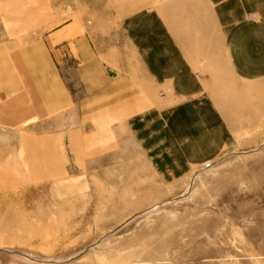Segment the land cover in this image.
<instances>
[{"label":"crops","instance_id":"1","mask_svg":"<svg viewBox=\"0 0 264 264\" xmlns=\"http://www.w3.org/2000/svg\"><path fill=\"white\" fill-rule=\"evenodd\" d=\"M0 28V191L66 178L111 129L143 144L148 115L187 97L205 95L221 153L218 91L264 104V0H0Z\"/></svg>","mask_w":264,"mask_h":264},{"label":"rangeland","instance_id":"2","mask_svg":"<svg viewBox=\"0 0 264 264\" xmlns=\"http://www.w3.org/2000/svg\"><path fill=\"white\" fill-rule=\"evenodd\" d=\"M235 87L218 91L226 151L187 97L148 115L143 144L111 129L66 178L0 191V264H264V104Z\"/></svg>","mask_w":264,"mask_h":264},{"label":"bare ground","instance_id":"3","mask_svg":"<svg viewBox=\"0 0 264 264\" xmlns=\"http://www.w3.org/2000/svg\"><path fill=\"white\" fill-rule=\"evenodd\" d=\"M9 252V251H8ZM28 256V255H27ZM51 259V258H50Z\"/></svg>","mask_w":264,"mask_h":264}]
</instances>
